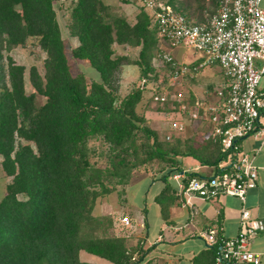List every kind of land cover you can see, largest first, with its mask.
I'll use <instances>...</instances> for the list:
<instances>
[{
	"label": "trees",
	"instance_id": "trees-1",
	"mask_svg": "<svg viewBox=\"0 0 264 264\" xmlns=\"http://www.w3.org/2000/svg\"><path fill=\"white\" fill-rule=\"evenodd\" d=\"M163 1L199 20H205L208 2L220 5ZM55 2L0 0V154L12 177L0 201V264H95L81 260L82 250L116 264H137L126 238L111 231L113 217L94 213L98 200L129 183L136 170L158 166L163 176H173L183 171L181 157L218 167L227 154L210 135L203 143L162 136L138 111L146 92L139 86L120 96L124 65L136 64L147 76L162 50L157 24L143 6L131 22L105 0H69V30L79 41L73 57L100 76L89 81L72 71ZM29 39L47 54L44 75L30 68V93L26 67L4 53ZM116 44L139 47L137 58L118 53ZM38 95L46 100L39 102ZM221 246L219 237L212 246L216 262Z\"/></svg>",
	"mask_w": 264,
	"mask_h": 264
},
{
	"label": "built area",
	"instance_id": "built-area-1",
	"mask_svg": "<svg viewBox=\"0 0 264 264\" xmlns=\"http://www.w3.org/2000/svg\"><path fill=\"white\" fill-rule=\"evenodd\" d=\"M153 17L160 42L168 44L154 58L167 69L171 86L186 77L195 76L202 67L219 65L224 83L216 90V101L196 100L189 110L191 120L210 122L209 135L221 144L227 160L209 177H192L185 184L182 174H174L182 193L217 200L234 196L246 203L249 190L259 180L256 156L242 147V141L259 131L264 114V0H221L218 11L203 21H192L163 0H137ZM193 49L205 58L200 64L180 62L173 49ZM158 65V64H157ZM150 73L140 79L139 87L154 89L157 102L179 103L188 109L184 92L172 93L157 84ZM173 131H183L185 125L172 121ZM172 135H167L171 139ZM229 166L228 169L222 170ZM189 200V199H188ZM126 228H133L132 218L120 217ZM241 230L236 237L222 240L217 254L220 264H259L260 255L252 250L254 238L264 230V222L243 206L240 214ZM203 236L207 242L218 243L217 230L210 228ZM135 260V258H133Z\"/></svg>",
	"mask_w": 264,
	"mask_h": 264
},
{
	"label": "crops",
	"instance_id": "crops-1",
	"mask_svg": "<svg viewBox=\"0 0 264 264\" xmlns=\"http://www.w3.org/2000/svg\"><path fill=\"white\" fill-rule=\"evenodd\" d=\"M105 1L112 4V0ZM131 1L132 0H122L120 4L123 6L133 5L135 7L136 10H132L135 15L133 22H135L139 7L136 5L138 3L133 4ZM122 8L124 9L125 7ZM74 38L76 39L77 46L79 41L76 37ZM119 46L123 47L125 50L130 48L126 45ZM136 50L138 56L140 48L136 47ZM176 55L175 57L177 60L186 62V54L182 55V53L179 52L178 55ZM203 60L204 59L199 56L188 62L200 64ZM208 66L209 68L206 70L204 69L206 66L201 69L204 70L205 82L209 88L202 86V90L196 91L193 87L195 80L190 79V83L186 81L182 87L186 88L188 90L187 92L190 94V100L188 102L185 101V103L188 104V109L182 110L181 105L176 103V107L171 114H173V116L176 115L177 118L171 119L168 123L155 121L156 116L153 111L148 108L149 106L145 104V97L148 95V91L146 90L147 92H145L144 97L138 104V111H142L150 125L157 129L162 136H164L167 130L173 131L171 123L177 120L184 123L185 129L183 131L189 132V128H191L192 134L197 133L200 135L206 133V136H189L188 134L187 136L177 137L183 139L196 137L200 143L210 138L209 121H197L183 117V114H189V110L192 109L196 100L200 99L212 103L217 99L215 93L224 83L223 74L219 65L215 64ZM129 71L138 72L140 74L141 70L136 64H126L123 67L121 75L125 77ZM93 72L96 73L94 70ZM199 72L197 74H199ZM96 74L97 76L99 75L98 73ZM212 87H214V91ZM141 108H143V110H141ZM150 119L152 121H150ZM191 122L193 125L190 124ZM154 123L157 126H155ZM203 127H206L205 132L201 129ZM167 135H169V133L166 134V136ZM242 147L247 152L256 156V163L259 167L258 184L255 188L249 190L246 203H243V201L234 196H221L219 199L213 201L198 196L187 198L182 193L174 175L163 176L164 172L160 171L146 172V175H148L151 180V187L150 191L147 192V198L152 200V209H149L147 205L135 207L128 202L126 189L129 187L133 178L137 176L136 174L129 183L123 186L122 190H124V194L122 195V207L128 209L126 215L132 218L134 227L132 234H128L127 236L117 235L126 238L129 251L132 253V258L138 261L137 264H220L216 262L215 255L212 251L213 245L207 242L206 238L203 236L204 232L208 231L210 228L218 227V234L222 240L238 236L241 230L240 214L243 206L249 208L254 217L264 222V114L260 120L259 131L256 134L246 137L242 141ZM2 161L3 156L0 154V164H2ZM221 164H223V162L220 163V165ZM181 165L183 171H181L180 174L183 175L182 181L185 184L189 180V173H196L198 177H209L220 169V165L218 167L204 165L192 156L181 157ZM0 170L3 175L7 177V189V185L12 180V177L6 174L3 165ZM118 200L121 201L120 196ZM98 203H100L99 200L95 208H97ZM96 215H105V213L102 212ZM121 216H123V214ZM149 216H151L152 221L155 219V223H150L148 219ZM218 234L217 238L219 240ZM251 248L260 255L261 261L259 264H264V230L260 231L254 238ZM80 258L82 261L89 263L116 264L85 250L80 252Z\"/></svg>",
	"mask_w": 264,
	"mask_h": 264
},
{
	"label": "rangeland",
	"instance_id": "rangeland-1",
	"mask_svg": "<svg viewBox=\"0 0 264 264\" xmlns=\"http://www.w3.org/2000/svg\"><path fill=\"white\" fill-rule=\"evenodd\" d=\"M120 1L122 0H112V5L120 12L123 13L127 16V18L133 22V19L135 17L134 12H132V10L135 9V7L133 5L131 6H123L120 4ZM131 2H133V4H136L139 8L141 5V3L137 0H132ZM209 4H207V7H209V9H206L204 12V19L212 16L213 14H215L219 7H216V5H214L211 2H208ZM220 4H221V0H220ZM55 6L58 12V16L62 25V29H63V36L64 39L66 41L67 44V48H68V53L70 56V63H71V67H72V71L74 74H78V73H85L88 80L92 81L95 79H99L100 76L96 73H98L97 70L93 69L92 67L88 66L87 64H84L80 61H78L77 59H75L73 57L72 54V50L74 47H76V39L71 36L70 34V30H69V22H70V10H69V6H70V2L69 0H56L55 2ZM122 7H125L124 9ZM136 10V9H135ZM215 10V11H214ZM139 11V10H138ZM214 11V13L212 14L211 12ZM195 16L190 17V19L192 21H203V20H199L196 16V14H193ZM77 38V37H76ZM120 44H116L115 48L117 50L118 53H126V54H130V56L135 59L137 58V50L136 48H128V49H124L123 47L119 46ZM128 47V46H127ZM160 47L162 49H167L169 46L166 42H160ZM181 52L182 55L186 54V62L191 61L192 59L201 56V58L205 59L202 55V53H200L199 51L193 50V49H182V48H176L173 49V53L176 55H178V53ZM5 55H11L15 61L19 64H23L26 67V72H25V78H26V89L27 91L30 93L32 91H34V87L32 85L31 79H30V68L35 65L37 66L39 72L44 75L45 74V59L47 57V54L42 50V48L37 44V42L35 41V39H29V41L27 42V44L25 46H17L14 47L11 51L7 52L4 51ZM176 55V56H177ZM158 64V65H157ZM153 67H154V71L151 72L154 75V79L155 82L157 84H160L162 86H164L166 89H168L170 92L175 93V92H179L182 91L184 92L185 96H186V101L188 102L189 99V92H187L188 90L186 88H183V84L186 83V81H188V83H190V79H194L195 83H193V87L194 90L198 91V90H202V86H204L205 88H209V86L206 84L205 82V74H204V70L201 69L199 74H197L195 77L193 76V78L190 77H186L184 79L181 80V83L179 85H177V89H175L174 86H171L169 83V79L167 77V69L166 67H164L162 64H160L158 61L154 62L153 60ZM209 66H206L204 69H208ZM93 70L96 72L94 73ZM141 70V69H140ZM99 74V73H98ZM97 76V77H96ZM140 79H141V71L140 74L138 72H134V71H129L127 76H123L121 75L120 77V81H119V94L121 97L127 95L128 93H130L134 88L139 86L140 83ZM212 90L214 91V87H212ZM211 90V91H212ZM148 91V95L145 97V104H147V106H149L148 108L153 111L154 115L156 116V120L155 121H163V122H170L171 119H176V115L173 116V110L176 107V103L175 102H171V103H167V104H162L160 102H157L154 97H153V92H155L154 89H151L150 87L147 89ZM146 91V92H147ZM210 97L212 98V96L210 95ZM46 100L45 96L42 95H38V101L43 103ZM141 110H143V108H141ZM142 112V111H141ZM183 117L190 119V116L188 113L183 114ZM154 120V119H153ZM150 121H152L150 119ZM154 121V122H155ZM195 122V121H194ZM192 124V122L190 123ZM155 126H157L154 123ZM193 125V124H192ZM168 126V124H167ZM195 126V125H194ZM204 132L206 131V127L201 128ZM171 134V137H177V136H187L189 134V136H206V133L203 134H197L194 133L192 134V129L189 128V132L186 131H182V132H171L170 130H167V132L164 134V137H166V134ZM93 145L97 146L98 148H100V150L103 149V145L100 142H93ZM98 149V153L100 151ZM96 159H98L101 164H103L105 162V158L104 157H100V155L96 154L95 156ZM2 164H0V168H1ZM159 168L154 167V169H151L149 171L151 172H158ZM147 170L145 169H139L136 170L134 172V175L136 174L137 176L133 178V180L131 181L129 187L126 189V193H127V198H128V202L130 204H133L135 207L136 206H141L143 207V205H147L149 207V209H152V200L147 198V192L150 191V187H151V180L149 179L148 175H146ZM6 181H7V177H5L3 175V173L0 170V201L3 199L5 192H6ZM123 186H119L118 190H122ZM116 190V192H111L110 194H108L107 196L100 198L98 203L97 208H95L94 213L96 214H100L102 212L105 213V215H110L113 217L114 220V226L112 227V232L118 235H123V236H127L128 234H132L133 232V228H126L123 226V224L120 222V216L123 214L126 215L127 210L126 207H122V195L124 194H120L119 191ZM120 196V200H118L119 196ZM149 221L150 223H155V219L152 221L151 216H149Z\"/></svg>",
	"mask_w": 264,
	"mask_h": 264
}]
</instances>
